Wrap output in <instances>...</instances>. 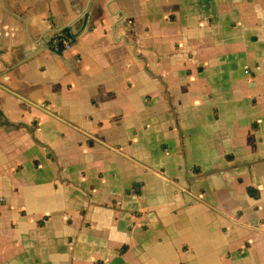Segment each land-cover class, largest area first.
<instances>
[{
  "label": "crops",
  "instance_id": "crops-1",
  "mask_svg": "<svg viewBox=\"0 0 264 264\" xmlns=\"http://www.w3.org/2000/svg\"><path fill=\"white\" fill-rule=\"evenodd\" d=\"M0 113V264H264V0H0Z\"/></svg>",
  "mask_w": 264,
  "mask_h": 264
},
{
  "label": "built area",
  "instance_id": "built-area-1",
  "mask_svg": "<svg viewBox=\"0 0 264 264\" xmlns=\"http://www.w3.org/2000/svg\"><path fill=\"white\" fill-rule=\"evenodd\" d=\"M75 40L76 37L71 32V30L65 28L62 30L55 31L51 34L49 45L51 49H53L54 51L62 53L73 48ZM37 107L42 108L39 105H37ZM51 115L53 116L54 114L51 113ZM1 119H2V114L0 113V121ZM201 196L202 194H199V197Z\"/></svg>",
  "mask_w": 264,
  "mask_h": 264
},
{
  "label": "trees",
  "instance_id": "trees-1",
  "mask_svg": "<svg viewBox=\"0 0 264 264\" xmlns=\"http://www.w3.org/2000/svg\"><path fill=\"white\" fill-rule=\"evenodd\" d=\"M249 193H250L251 195H256L255 190L252 189V188H249Z\"/></svg>",
  "mask_w": 264,
  "mask_h": 264
}]
</instances>
